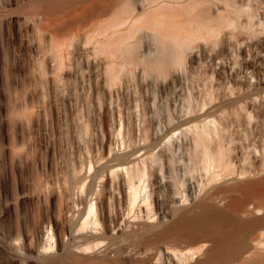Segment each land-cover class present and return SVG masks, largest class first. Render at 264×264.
<instances>
[{"label":"rangeland","instance_id":"obj_1","mask_svg":"<svg viewBox=\"0 0 264 264\" xmlns=\"http://www.w3.org/2000/svg\"><path fill=\"white\" fill-rule=\"evenodd\" d=\"M235 2L259 8L258 0ZM118 5L0 0V264H195L208 257L210 264H264V253L247 252L264 247V24L247 32L223 27L216 43L197 40L196 55H186L180 68L146 72L116 57V39L131 28L129 18L111 29ZM212 7L229 9L223 0ZM232 18L247 21L243 13ZM151 37L142 27L128 41L140 40V54L154 48ZM207 119L209 149L221 147L233 170L210 183L193 158L196 129ZM167 156L178 176L189 178L174 200L154 181L159 171L167 176ZM140 161L147 187L133 207L120 169L142 168ZM247 179L256 181L250 191H222ZM232 201L239 223L161 235L181 214H198L202 203L222 209ZM90 203L99 223L79 229ZM45 222L55 231L50 248L41 236ZM187 249L193 257L176 259L174 251Z\"/></svg>","mask_w":264,"mask_h":264},{"label":"bare ground","instance_id":"obj_2","mask_svg":"<svg viewBox=\"0 0 264 264\" xmlns=\"http://www.w3.org/2000/svg\"><path fill=\"white\" fill-rule=\"evenodd\" d=\"M223 1L229 7L228 11L225 13L219 10L217 7L213 9L212 7L213 0H141V2L138 4H135L134 0H114V2L119 3V5L118 7H116V10H115V20H113L112 23L110 24L111 29L118 28L120 25L125 24L129 20V18L131 21V28L129 29V31L126 34L121 33L116 39L119 42L116 57L123 55L124 57L122 58L120 62L129 63L128 65H131L130 63L142 64L146 72H161L163 74L164 72H166L167 70L171 68L176 69V67H179V66L181 67L183 63L182 61H184L183 59L185 58L186 55L188 56L196 55L194 48L198 46V44L196 43L197 40L212 39V42L216 43V40L214 39V37L217 34H219V32H221L223 27L229 26L233 29H238V30L247 32L255 24L259 26L264 24V0H258L259 2L258 11H253L248 6L243 7V8H238L239 6L236 4L235 0H223ZM135 6L143 7L144 8L143 13H140L137 16L130 15L129 12L130 13L133 12V8ZM172 12L176 14L172 15L173 14ZM124 13H127L128 16L124 15L122 17V14ZM242 13L245 14L247 17L246 22H237L233 20L234 17L232 18V14L239 16ZM177 14L181 17H179ZM180 18L182 19L180 20ZM142 27H145L151 31L152 37L150 39V42L151 44L154 45V48L150 49L148 52H145V53L141 52L139 54V52L137 51V48L139 46L140 40H135V42H129L128 40L131 34L137 33L138 30H140ZM105 41L107 42V40ZM106 42L103 43L101 47L102 46L105 47ZM224 48L222 47L221 51H223ZM106 70L110 71L112 69L107 68ZM104 73L106 74V72ZM102 115H103V126H104L105 120L107 118V113L105 112ZM212 123H213L212 120L207 119L204 122V124L201 125V127L196 129L195 144H194L195 150L193 153V158L194 159L196 158L197 161L201 163V167L204 170V172L208 173L207 182L209 181L214 182L217 179L219 180L220 177L222 178L226 175H230L233 173V170L231 166L229 165V163L227 162V158L225 157L226 155L221 149V147H218L215 150H211L208 147L209 145H208V139H207V135H208L207 128ZM198 126L200 125L195 126V128ZM209 130H211V128ZM110 136L108 134L106 135V138L103 143L104 146H106V144L111 142ZM115 139H116V136H115ZM169 140H172V139L169 138ZM149 154L150 155L148 156V158L151 163H159L158 158L152 155L153 153L152 154L149 153ZM143 158L144 156L142 157V159ZM165 158H166L165 159L166 169H164V171L165 170L167 171V176L164 175L160 177L158 173L160 172L162 174L163 171L162 172L159 171L154 177V181H155L156 187H160L161 185H163L164 186L163 188L165 189L167 195L172 200H174L176 199L175 196L177 195L175 194L178 191L179 185L185 182L188 183L189 178H187L186 180H183L182 178H180L178 176L176 169L172 166L171 158L168 156ZM143 161H145V159ZM160 162L162 163V160H160ZM176 163L178 164V162ZM140 164L143 166V167L141 166L142 168L140 167L137 168V165L136 164L134 165V163L130 165L122 166L121 169L119 168L120 170H123L124 172L123 175H121L122 176L121 178H123V180L121 181H123L124 184L127 185L128 187V188L126 187L128 189L127 201L130 206H133L137 202L138 194L140 190H145L147 187L145 179H144V176L146 173L145 170L147 169H145L144 167L145 163L143 164L140 161ZM147 166H149V164ZM217 167H221L222 172H218L217 169H215ZM114 175L116 176L118 174H114ZM255 182L251 179H247L240 183L234 184L233 186L224 187L222 188V191L226 192L232 189L233 190L246 189V191H250L251 189L249 190V188H252ZM148 197L149 196L146 195L145 198L143 199L144 203L147 205H149ZM226 204H229V205H226ZM226 204L224 208L216 209L215 207L207 208L206 207L207 204L202 203L201 204L202 208H200V211L198 214L194 216H190L189 214H181L180 217L177 219L176 223L170 228V232H167L166 230H164L161 232V235H166L168 233H176V234L187 233L191 235L193 229L196 226L203 225L207 229L209 228L214 229L218 227L220 223H222L224 220H227V219H230L229 221L231 222H236L237 220L234 219L236 218L234 215V212L235 210L237 211L238 204L233 201L231 203L228 202ZM95 209L96 208L94 206V203H90L88 205L86 215L79 224V229L85 228L88 224H92L94 226L98 225L99 221L97 220L95 216L96 215ZM237 223L239 222L237 221ZM220 240H221V237L220 238L219 236L216 237V241H214L216 242V245H218ZM53 241H54V238H53ZM45 243L48 245L47 248L52 247L51 243H47V242ZM99 243L100 241H97L94 243H90V242L85 243L83 246H81V251H83L82 253L90 252L91 250H93V248H96L95 246H97ZM166 252H169V251H166ZM194 253L195 251L191 249H187V251H180V252L174 251V256L178 260H184V259L193 257ZM217 254H219V250H217L216 255ZM210 259L211 257H208L205 260L196 262L195 264H210Z\"/></svg>","mask_w":264,"mask_h":264},{"label":"built area","instance_id":"obj_3","mask_svg":"<svg viewBox=\"0 0 264 264\" xmlns=\"http://www.w3.org/2000/svg\"><path fill=\"white\" fill-rule=\"evenodd\" d=\"M41 236H42L43 243L44 242L51 243L54 246L55 231L50 222H45L42 225ZM53 238H54V241H53Z\"/></svg>","mask_w":264,"mask_h":264},{"label":"water","instance_id":"obj_4","mask_svg":"<svg viewBox=\"0 0 264 264\" xmlns=\"http://www.w3.org/2000/svg\"><path fill=\"white\" fill-rule=\"evenodd\" d=\"M247 252H250L252 254L264 253V247H257V246L249 245L247 248Z\"/></svg>","mask_w":264,"mask_h":264}]
</instances>
